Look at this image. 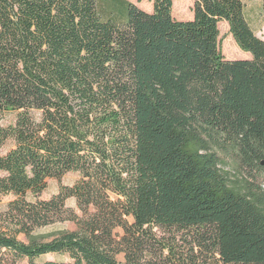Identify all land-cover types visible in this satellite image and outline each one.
Wrapping results in <instances>:
<instances>
[{"label": "trees", "instance_id": "trees-1", "mask_svg": "<svg viewBox=\"0 0 264 264\" xmlns=\"http://www.w3.org/2000/svg\"><path fill=\"white\" fill-rule=\"evenodd\" d=\"M254 1L178 21L172 0H0V264H264ZM220 22L249 59L223 57Z\"/></svg>", "mask_w": 264, "mask_h": 264}, {"label": "rangeland", "instance_id": "rangeland-1", "mask_svg": "<svg viewBox=\"0 0 264 264\" xmlns=\"http://www.w3.org/2000/svg\"><path fill=\"white\" fill-rule=\"evenodd\" d=\"M131 3H134L139 9L145 12H152L153 9V0H127ZM193 0H172L171 14L175 20L178 21H188L193 18ZM246 18L250 24V27L254 31L255 35L264 41V16L260 10V1H254L247 3L245 7ZM219 37L218 44L221 54L226 60H244L249 59L250 55L244 53L238 49L232 36L229 34L228 26L225 22H220L218 24ZM236 51L232 53L233 51ZM10 122V119H5L3 125H6ZM11 144L8 143L3 149L0 150V154L5 153ZM245 175L241 173L230 172L229 182L231 186L241 189L244 185ZM78 179V175L70 173L65 175L60 181L49 180L47 183V188L45 192L41 195V199L48 200L51 196L57 193L60 185H72ZM7 201V199H4ZM67 206L75 209L74 200L70 199L66 203ZM74 230V226L70 223L57 224L51 227L41 229L37 233L43 237L56 235L63 231ZM62 261L66 260L65 256H59L55 254H49L38 261Z\"/></svg>", "mask_w": 264, "mask_h": 264}]
</instances>
